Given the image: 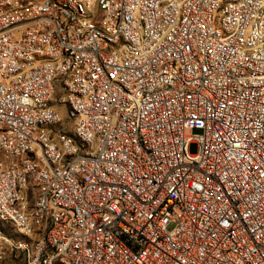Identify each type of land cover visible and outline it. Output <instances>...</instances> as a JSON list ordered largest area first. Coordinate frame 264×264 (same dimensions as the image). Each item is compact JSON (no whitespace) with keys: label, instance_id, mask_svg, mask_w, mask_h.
I'll return each instance as SVG.
<instances>
[{"label":"built area","instance_id":"built-area-1","mask_svg":"<svg viewBox=\"0 0 264 264\" xmlns=\"http://www.w3.org/2000/svg\"><path fill=\"white\" fill-rule=\"evenodd\" d=\"M87 3L96 11L93 23L76 8L66 13L72 4L65 0H0V152L23 149L24 164L29 151L41 157L34 126L52 116L42 115L40 97L43 77L54 70H65L61 98L72 91L88 132L104 111H112L110 126L88 152L103 144L104 154L87 174L63 177V169L86 161L77 144L67 166L52 173L57 150L42 140L50 154L37 184L51 206L47 240L30 255L11 242L12 255L29 264H54L50 249L65 250L63 264H264V57L249 58V50L264 45H257L254 33L245 35L264 0H253V7L246 0ZM221 3L230 4L224 17L234 24L231 33L214 29ZM25 5H34L33 22L19 15ZM177 13H184V24H177ZM140 14L150 16L159 35L148 38L151 29H141ZM132 16H139V24H132ZM97 18L108 19L105 30L111 32L126 21L136 48L125 50L119 34L113 42L98 40ZM12 20H19L17 29H10ZM22 24H30V32H22ZM256 32L264 38V18ZM52 44H59V52H52ZM80 46L93 48V55H85L89 86L79 84L77 73L84 70L72 64ZM108 52H119V59L106 60ZM37 53H45V60H37ZM127 55L140 56V63L127 62ZM23 56H31V63H23ZM49 61H57L58 69L44 70ZM162 61H169L167 73L150 74L151 84L120 96L137 73ZM179 74L197 78V85L180 87ZM117 75H125L127 88H119ZM118 99H125V107H118ZM116 138H123V146H116ZM191 142L197 153L189 152ZM9 174L10 161L0 160V208L20 222L8 194ZM73 197H81L82 206H74ZM77 231H85L86 240H78Z\"/></svg>","mask_w":264,"mask_h":264},{"label":"bare ground","instance_id":"bare-ground-1","mask_svg":"<svg viewBox=\"0 0 264 264\" xmlns=\"http://www.w3.org/2000/svg\"><path fill=\"white\" fill-rule=\"evenodd\" d=\"M38 0H23V4H34ZM235 2L241 0H225ZM66 13H73V8L79 16L86 17V23H93L96 19V11L87 0H65ZM168 4H175V0H168ZM246 7H253V0H246ZM34 5H25L19 8V15L23 16V22L34 21ZM230 13V4L221 3L220 12H215L214 29L220 33H231L234 31V24H227L224 14ZM264 18V9L255 10V19H250L248 26L245 27V35H253L257 39V45H264L263 32L258 30V21ZM132 24H139V16H132ZM177 24H184V13H177ZM141 29H151L148 31V38H155L159 35V28H151V18L148 14H140ZM19 20L10 21V29H17ZM108 28V19L97 18L96 30L97 39L101 42H113V34H119L120 41H124L125 50L136 48L135 35H129V26L126 21H119L117 25ZM22 32H30V24H22ZM52 52H59V44H52ZM85 55H93V48L89 46H80L78 53H72V64L76 70H84L83 73H77V81L81 86H89L91 67H88V61ZM264 57V50H249V58ZM119 52L106 53V60H118ZM37 60H45V53H37ZM127 62L140 63V56L127 55ZM23 63H31V56H23ZM169 61H162L149 67V72L137 73L134 78L128 81V90H120V96L130 97L131 92H135L146 84H151L150 74L161 76L167 73ZM58 69L57 61L44 62V70ZM62 78H65V70H54L43 77L44 95L40 97L43 116L42 124L34 126V133L40 137H33L35 150L41 153V157H36V151H29L25 155V164L31 165L30 169L25 168L24 150L16 149L0 152L4 157H9L12 161L10 165V174L8 175L9 197H13L15 210H19V220L13 216L12 212L0 208V236L5 237L0 240V254L5 252V247L13 250H22L23 255L39 254L40 248L47 240V215L51 213V206L48 204V196L42 195V185L38 184V178L41 174L43 162H50V154L46 153V144L51 145V150H57L52 155L50 171L60 173L62 166H67L70 156H75V144H77L78 157H86L83 163L69 165V169H63V177H70V173L87 174L93 168V162L98 161L104 154L103 144H96V150L91 149V143H99L101 135L107 126H110L112 120V111H104L100 122L90 127L88 132L86 126V115H84L83 105L75 104L72 99V91L64 90L62 96ZM260 79H264V71L260 72ZM117 84L119 88H127L125 75H117ZM177 84L182 88H190L197 85V78H189L186 74H179ZM61 99V104H60ZM118 107H125V99H118ZM73 115V118H68ZM63 133V134H62ZM72 141V143H68ZM116 146H123V138H116ZM0 160L1 156H0ZM74 206H82L81 197H73ZM41 207V208H40ZM21 223V224H20ZM5 225H9L13 232L23 237L22 240H14ZM22 225H27L23 227ZM3 226V227H2ZM78 240H86L85 231H77ZM65 258L64 249H50L49 262L54 264H63ZM27 264L29 261L27 260Z\"/></svg>","mask_w":264,"mask_h":264},{"label":"rangeland","instance_id":"rangeland-1","mask_svg":"<svg viewBox=\"0 0 264 264\" xmlns=\"http://www.w3.org/2000/svg\"><path fill=\"white\" fill-rule=\"evenodd\" d=\"M190 133V131H188ZM197 132V130H194V133ZM189 152L190 153H197L198 152V144L196 142H191L189 144ZM2 160H9L10 165L12 163L11 159L9 157H4L0 154ZM3 227V226H2ZM6 230H8L11 234L12 239L14 240H22L23 237L19 236L18 234L14 233L12 228L8 225L4 226ZM172 227L171 225L169 226ZM13 250L10 248L5 247V252H2L0 254V264H27V260H24L22 256L15 257L12 255Z\"/></svg>","mask_w":264,"mask_h":264}]
</instances>
